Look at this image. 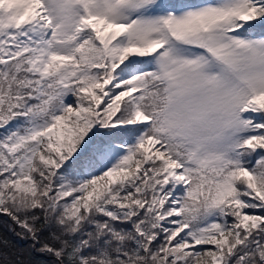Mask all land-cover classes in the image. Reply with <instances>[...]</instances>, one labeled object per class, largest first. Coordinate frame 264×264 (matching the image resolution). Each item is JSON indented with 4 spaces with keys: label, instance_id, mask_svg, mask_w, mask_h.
I'll return each mask as SVG.
<instances>
[{
    "label": "snow or ice",
    "instance_id": "snow-or-ice-1",
    "mask_svg": "<svg viewBox=\"0 0 264 264\" xmlns=\"http://www.w3.org/2000/svg\"><path fill=\"white\" fill-rule=\"evenodd\" d=\"M0 264H264V0H0Z\"/></svg>",
    "mask_w": 264,
    "mask_h": 264
}]
</instances>
